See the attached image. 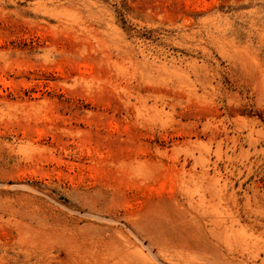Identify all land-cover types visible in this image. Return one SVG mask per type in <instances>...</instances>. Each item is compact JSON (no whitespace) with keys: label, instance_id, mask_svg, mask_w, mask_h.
<instances>
[{"label":"rangeland","instance_id":"rangeland-1","mask_svg":"<svg viewBox=\"0 0 264 264\" xmlns=\"http://www.w3.org/2000/svg\"><path fill=\"white\" fill-rule=\"evenodd\" d=\"M0 264H264V0H0Z\"/></svg>","mask_w":264,"mask_h":264}]
</instances>
